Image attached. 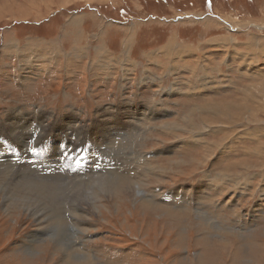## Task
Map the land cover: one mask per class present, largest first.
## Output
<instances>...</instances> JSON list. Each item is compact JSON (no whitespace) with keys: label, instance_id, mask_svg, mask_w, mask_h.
I'll return each mask as SVG.
<instances>
[{"label":"rangeland","instance_id":"obj_1","mask_svg":"<svg viewBox=\"0 0 264 264\" xmlns=\"http://www.w3.org/2000/svg\"><path fill=\"white\" fill-rule=\"evenodd\" d=\"M251 45L264 49V0H0V264H264V172H225L259 165L250 151L264 136H227L220 112L203 127L197 111L211 98L264 109V52L251 48L258 89L244 88L238 65L250 62L235 58ZM141 105L150 111L127 128ZM106 123L119 136L102 138ZM125 176L142 193L98 192ZM54 184L61 202L45 196ZM76 193L97 206L85 224L69 217ZM139 197L157 207L128 220Z\"/></svg>","mask_w":264,"mask_h":264},{"label":"bare ground","instance_id":"obj_2","mask_svg":"<svg viewBox=\"0 0 264 264\" xmlns=\"http://www.w3.org/2000/svg\"><path fill=\"white\" fill-rule=\"evenodd\" d=\"M9 41V40H8ZM11 47V46H10ZM251 48H254V49H256L257 51H258V53H261V52H264V49L263 48H259V49H257L255 46H252L251 45V47L250 48H248V47H246L245 46V48H244V51L243 52H241L240 54H238V55H236L235 56V58L236 57H238L237 59H236V62H237V60H245V61H249L250 63L249 64H247V66H243L242 65V63L240 62V64L238 65V69H241L242 71H241V74L242 75H244L245 76V78H247L248 80H251V81H253L254 83H251V81H250V84H248V87H247V85L244 87V88H246L247 90L249 89H251V87H253V88H255V89H258L259 87H261V86H263V83L261 82V80H262V78H259L258 79V81H255L254 79H253V77L252 76H248V75H255L256 73H258V74H260V75H262L263 73H261L260 72V69H257V67H258V58L255 56V54H254V52H253V50L251 49ZM261 50V51H260ZM105 51V50H104ZM14 52H15V49H14ZM103 52V51H102ZM179 53V52H178ZM178 53H177V55H178ZM189 53V51L185 48L184 50H183V52H182V54H181V57L182 58H184V56L186 55V54H188ZM233 54H235V51H230L229 52V55H233ZM12 55V54H11ZM261 55V54H260ZM259 56V55H258ZM231 57V56H230ZM179 58H180V53H179ZM235 58H234V60H235ZM25 60V59H24ZM224 60H226V61H228V62H230L231 60H232V58L231 59H229L228 57H226L225 56V58H224ZM153 62H155V63H157L158 61H156V59L154 60H152ZM263 61V60H262ZM232 62H234L233 60H232ZM18 63V62H17ZM172 67H175V66H172ZM206 68H209V65L207 64V65H205V69ZM259 68V67H258ZM177 69V68H176ZM201 69H202V67H201ZM205 69H204V75H202V76H200V79L202 80H208V75L210 76V74H209V72H210V70H213V68H210L209 70H206L207 71V74L208 75H206L205 74ZM190 73V72H189ZM188 73V74H189ZM103 74V73H102ZM191 76V75H190ZM248 76V77H247ZM194 77V76H193ZM260 77V76H259ZM176 78V77H175ZM206 78V79H205ZM193 79H195V78H193ZM156 80V79H155ZM202 80V81H203ZM214 80V79H213ZM210 81V80H209ZM216 81V80H215ZM205 82H207L206 84H204V82L203 83H200V89H202V90H206V91H208L209 90V86H208V84H209V82L208 81H205ZM215 83H217V84H219L220 82H215ZM178 86V85H177ZM176 86V87H177ZM212 86V85H211ZM220 85H218L217 86V88L219 87ZM244 86V85H243ZM213 88V87H212ZM221 88V87H220ZM242 89V88H241ZM241 89H239V90H241ZM252 90V89H251ZM40 91V90H39ZM183 93V92H182ZM214 93H215V91H214ZM180 94V93H179ZM207 94V93H206ZM247 97L250 99V100H253V99H257L258 97L257 96H252L251 95V93L250 94H248L247 95ZM244 98V100L242 101V104H243V107H245L247 104H248V98ZM211 98V97H210ZM207 99H209V98H207ZM212 99V98H211ZM211 99H210V101L209 102H207L208 100H206L205 99V101L204 102H202L200 105H198L197 106V111H200V115H199V120H200V122L203 124V127H211V125H212V123L210 122V120H209V113L211 112V111H215V112H220V114L222 115V118H219V119H214V121H216V122H220L221 124L218 126L221 130H224V128H226V127H230V132H228L227 133V136H234V134L236 133L237 134V136H240L239 135V133L240 132H242L244 129H248L249 131V133L250 134H252V135H255V136H257V135H261V136H264V134L262 133L263 131H264V128L263 129H261L260 128V126L261 125H263L264 124V109H259V108H256V107H254V108H250V107H246V108H240V107H234V106H232V105H227V106H225V107H221V106H218V107H214V106H212L213 105V103H212V101H211ZM140 108H142L141 109V111L140 112H136V115H138V119L137 120H135V118H133V117H130L129 118V122H126V126H127V128H133L134 127V124L132 123V121H135V122H140L141 121V119L139 118V116L140 117H143V116H146L145 115V113H146V111L148 112V111H150L149 110V108H147L145 105H144V107L141 105L140 106ZM151 109V108H150ZM194 109V108H193ZM102 111V110H101ZM153 111V110H152ZM195 111V110H194ZM196 111V112H197ZM155 112H156V110H155ZM154 112V113H155ZM6 113V112H5ZM102 113V112H101ZM111 112H109L108 110H105L104 112H103V114L101 115V117H108V116H110L111 114H110ZM151 113V112H150ZM147 114V113H146ZM195 114V113H194ZM16 115V114H15ZM22 115V114H21ZM189 115V114H188ZM204 115V116H203ZM191 116H192V114L190 115V117H189V131L190 132H200L201 130H203V128H201V129H198L197 128V124H195L194 123V118H191ZM197 116V115H196ZM25 117V116H24ZM156 117V116H155ZM192 117H195V115L194 116H192ZM119 118V117H118ZM5 119V118H4ZM196 119V118H195ZM62 120V119H61ZM105 120V119H104ZM116 120V119H115ZM107 121H109V120H107ZM145 121V120H144ZM147 121V120H146ZM198 121V120H197ZM5 122V121H4ZM60 122V121H59ZM105 122V121H104ZM196 122V121H195ZM6 123V122H5ZM199 123V122H198ZM150 124V123H149ZM193 124V125H192ZM218 124V123H217ZM141 125V124H140ZM252 125V126H251ZM92 127V126H91ZM178 127V126H177ZM135 128V127H134ZM174 128V127H173ZM237 128H240L238 131H237ZM86 129V128H85ZM176 129V128H175ZM179 129H180V127H179ZM126 130V129H125ZM20 131V130H19ZM113 131V132H112ZM131 131V130H130ZM215 131V130H214ZM68 133H69V131H65V130H63V132L58 136V137H60V138H62L64 141L66 140V138H67V136H68ZM103 133V132H102ZM116 133L117 132H115V130H113L112 128H110V124L109 123H106V130L104 131V134H103V137L102 138H104V139H111V138H114V137H117V136H119V134L118 135H116ZM44 134V133H43ZM126 134V133H125ZM14 135V134H13ZM22 135V134H21ZM123 136H125V135H123ZM46 137V136H45ZM127 137V136H126ZM101 138V139H102ZM155 138V137H154ZM244 138V137H243ZM247 138V137H246ZM101 139H100V142L101 143H103L104 141H101ZM37 142V141H36ZM112 143H113V141H112ZM127 143V142H126ZM31 144V143H30ZM56 144V143H55ZM105 144V143H104ZM257 145L250 151V152H253L254 153V155H256L257 157H260V160H262L261 162H260V164L259 165H257V166H253V165H249V164H247L246 163V161H245V159L244 160H242V161H240V162H238V163H236V164H234V162H233V164H231L230 162L227 164V168H226V170H225V172H227L228 171V169H231V168H234V167H240L241 169H243V171H245V172H252V171H255V170H257V171H262V172H264V142L263 141H260V142H257L256 143ZM119 145V144H118ZM55 146V145H54ZM61 146V145H60ZM98 147V146H97ZM107 147V146H106ZM108 147H109V145H108ZM53 149V148H52ZM55 149V148H54ZM98 150H100V149H98ZM110 150H111V148H110ZM16 152V151H15ZM57 152H58V148L57 149H55V150H53V151H51V152H48V156L50 157V156H55L56 154H57ZM57 156V155H56ZM138 156V155H137ZM127 157V156H126ZM129 157V156H128ZM41 158V157H40ZM47 160V159H46ZM131 160V159H130ZM82 162V161H81ZM123 162V161H122ZM51 164V163H50ZM83 165V164H82ZM123 165V164H122ZM129 165V164H128ZM122 168H115V169H111V168H109L108 166H106V168L105 169H102V171L104 172V175H106V172H109L108 173V175L110 176L111 175V177H116V176H122V174H121V172H122V170H121ZM178 169V168H177ZM34 171V170H33ZM99 171V170H98ZM127 171V170H126ZM32 172V171H31ZM128 173V172H127ZM131 173V172H130ZM31 174V173H30ZM237 174V173H236ZM235 174V175H236ZM259 174V173H258ZM225 175V174H224ZM229 175V174H228ZM51 176V175H50ZM49 176V177H50ZM56 176V175H55ZM230 176V175H229ZM246 176V175H245ZM248 176V175H247ZM260 176V175H259ZM25 177V176H24ZM23 177V178H24ZM46 177V176H45ZM52 177V176H51ZM57 178L59 177L58 175L56 176ZM56 177H54V178H56ZM97 177H99V176H97ZM97 177H95V178H97ZM127 176H125V180H124V183L122 182V179L120 180V181H115L114 183H113V181H111L110 183H105V186H99V188H98V192H100V193H104V194H108V195H114V194H116L117 192H121L122 194L124 193V194H127V193H131V192H133L135 195H136V193H142V191H141V189L139 188V186L138 185H136V184H134L133 182H132V180H129L128 179V177L126 178ZM231 177V176H230ZM241 177V176H240ZM53 178V177H52ZM52 178H50V179H52ZM92 178V177H91ZM103 178V177H102ZM225 178H227V177H225ZM243 178V177H242ZM99 179V178H98ZM108 179V178H107ZM228 179V178H227ZM245 179V178H244ZM243 179V180H244ZM101 179H99V181H100ZM116 180V179H115ZM29 181V180H28ZM94 181V180H93ZM224 181V180H223ZM227 181V180H226ZM238 181H239V179H238ZM242 181V180H241ZM57 182V181H56ZM98 182V181H97ZM97 182H95V183H97ZM106 182V181H105ZM240 182V181H239ZM71 183V182H70ZM92 183V182H91ZM113 183V184H112ZM233 183V182H232ZM46 184H48V183H46ZM51 184V183H50ZM57 184V183H56ZM59 184V183H58ZM87 184V183H86ZM24 185V184H23ZM31 185V184H30ZM65 185V184H64ZM210 185V184H209ZM236 185V184H235ZM238 185V184H237ZM17 186V185H16ZM57 187H58V185H56ZM62 186V185H61ZM90 186V185H89ZM92 186V185H91ZM96 186H97V184H96ZM216 186V185H215ZM43 187L45 188V185H43ZM49 187V192L45 195L46 197H48L49 199H51V201L52 200H59L60 199V197H58L59 195H60V192H59V189H57V188H55V184H54V186H48ZM60 187V186H59ZM80 187V186H79ZM209 187V186H208ZM26 188H27V191H28V185L26 186ZM46 188H47V186H46ZM86 188V187H85ZM136 188V189H135ZM52 189H53V191H52ZM61 189H64L65 190V188H61ZM92 189H93V187H92ZM91 189V190H92ZM63 190V191H64ZM137 190V191H136ZM37 191V190H36ZM35 191V192H36ZM62 191V190H61ZM77 191H79V190H77ZM86 191V190H85ZM196 191V190H195ZM6 192V191H5ZM8 192V191H7ZM47 192V191H46ZM94 192V191H93ZM251 192V191H250ZM261 192V191H260ZM28 193H29V191H28ZM82 193V192H81ZM89 193H92V192H89ZM184 193H186V192H184ZM201 193V192H200ZM16 194V193H15ZM27 194V193H26ZM65 194V193H64ZM77 194V193H76ZM75 194V195H76ZM88 194V193H87ZM87 194H85V195H76L74 198H73V203H72V206H71V214H70V216L69 217H71V221H72V218L74 219L75 218V220L77 221V223L78 224H81V223H87L88 221V217H89V213L86 211V210H84V207H86V209H87V207L90 209V207H91V209L93 210V209H95L96 210V207L97 206H95V202H93V201H91V200H89L88 198H87ZM103 194V195H104ZM63 195V194H62ZM173 195V194H172ZM188 195V194H187ZM204 195V194H203ZM19 196H21V195H19ZM34 196H36V195H34ZM33 196V197H34ZM44 196V197H45ZM65 196V195H64ZM86 196V197H85ZM106 196V195H105ZM175 196H176V194H175ZM180 196V195H179ZM14 197V196H13ZM17 197V196H16ZM62 197V196H61ZM69 197V196H68ZM119 197V196H118ZM170 197V196H169ZM172 197V196H171ZM198 197H199V195H198ZM25 198H26V196H25ZM28 198V197H27ZM31 198H32V196H31ZM105 198V197H104ZM107 198V197H106ZM110 198V197H109ZM109 198L107 199V200H109ZM135 198V197H134ZM11 199V198H10ZM29 199V198H28ZM41 199V198H40ZM62 199V198H61ZM102 199V198H101ZM123 201H126L127 203H128V201H127V199L126 198H121ZM129 200H130V198H128ZM197 199V198H196ZM42 200V199H41ZM64 200V199H63ZM62 200V201H63ZM173 200V199H172ZM263 200H264V198H263ZM262 200V201H263ZM24 201V200H23ZM44 201V200H43ZM123 201L120 203L121 205H122V203H123ZM137 201V200H136ZM14 202V201H13ZM42 202V201H41ZM47 202V201H46ZM53 202V201H52ZM59 202H61V200H59ZM199 202V201H198ZM17 203L18 202H16V206H17ZM26 203H27V201H26ZM29 203H30V201H29ZM48 203V202H47ZM55 203V202H54ZM107 205H105V206H103L104 207V215H106V216H110L111 218H113L112 217V212H111V206L109 207V204H113V201L112 200H110V201H107ZM145 203L146 204H149L147 201H145L142 197H139L138 198V204L137 205H135L134 206V209L130 212V214L128 215V220H131V218H132V216H133V214H134V212L136 213V211H134V210H136V209H138L140 212H144L145 214H146V216H147V218H149L148 216H151V212H152V210H153V207H157L156 205H154V203H152V205L149 207V208H145ZM167 203V202H166ZM179 203V202H178ZM8 204V203H7ZM13 204V203H12ZM11 204V206H13ZM33 204V203H32ZM67 204V203H66ZM83 204H85V205H83ZM116 204V203H115ZM129 204V203H128ZM169 204V203H168ZM10 205V204H9ZM49 205H50V203H49ZM57 205V204H56ZM63 205H65V204H63ZM150 205V204H149ZM180 205V204H179ZM191 205V204H190ZM24 206H25V204H24ZM30 206V205H29ZM48 206V205H47ZM129 206V205H128ZM189 206V205H188ZM35 207V206H34ZM41 207H43V208H46V203L45 204H43V206H41ZM50 209H51V212H49V213H51V215L49 216L50 218H51V216L53 215V213H54V209L52 208V207H49ZM123 208V207H122ZM48 209V208H47ZM66 209V208H65ZM119 209V208H118ZM260 209V208H259ZM258 209V210H259ZM263 209V208H262ZM56 210V209H55ZM91 210V211H92ZM25 211L26 212H29L30 213V211L31 210H29V208H26L25 209ZM76 211L78 212V213H76ZM125 211V210H124ZM66 212H67V209H66ZM254 212V211H253ZM48 213V214H49ZM261 213V212H260ZM118 214V213H117ZM169 214V213H168ZM180 214V213H179ZM30 215H35V214H32V213H30ZM67 215V214H66ZM69 215V214H68ZM181 215V214H180ZM43 216H45V215H43ZM121 216V215H120ZM136 216V215H135ZM141 216H142V214H141ZM140 216V217H141ZM163 216V215H162ZM54 217H58V214H56ZM143 217V216H142ZM198 217H200L201 219H204V220H202V221H204V223L205 224H211V222H210V220L208 221L205 217H202V216H200V214H199V216ZM65 218V217H64ZM135 218V217H134ZM139 218V217H138ZM137 218V219H138ZM44 219L45 218H43L41 215H35V221H37V222H40V221H44ZM66 219V218H65ZM141 219V218H140ZM139 219V220H140ZM143 219V218H142ZM58 220H60V218L58 219ZM58 220L56 221L57 223H58ZM127 220V221H128ZM46 221V220H45ZM62 221V220H61ZM126 221V222H127ZM132 221V220H131ZM155 221H156V219H155ZM70 222V221H69ZM74 222V221H73ZM56 223V224H57ZM59 224H60V221H59ZM202 224V223H201ZM200 224V225H201ZM62 225V224H61ZM199 226V225H198ZM207 226V225H206ZM71 228H73L74 227V224H73V226H70ZM179 228V227H178ZM67 229V228H66ZM202 229V228H201ZM210 229L214 232V227H210ZM190 232V231H189ZM203 232V231H202ZM193 233H195V232H193ZM238 233V232H237ZM236 234V233H235ZM205 236V235H204ZM138 239V238H137ZM42 240V239H41ZM140 241V240H139ZM191 242V241H190ZM33 244V243H32ZM203 248V247H202ZM29 252H31V251H29ZM58 252V251H57Z\"/></svg>","mask_w":264,"mask_h":264},{"label":"crops","instance_id":"obj_3","mask_svg":"<svg viewBox=\"0 0 264 264\" xmlns=\"http://www.w3.org/2000/svg\"><path fill=\"white\" fill-rule=\"evenodd\" d=\"M238 70V69H237Z\"/></svg>","mask_w":264,"mask_h":264}]
</instances>
